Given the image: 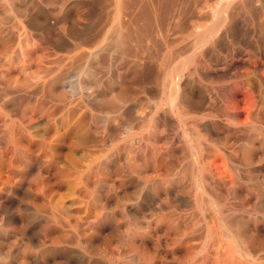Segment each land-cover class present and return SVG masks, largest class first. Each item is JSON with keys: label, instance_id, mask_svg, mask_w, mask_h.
Listing matches in <instances>:
<instances>
[{"label": "rangeland", "instance_id": "374dc122", "mask_svg": "<svg viewBox=\"0 0 264 264\" xmlns=\"http://www.w3.org/2000/svg\"><path fill=\"white\" fill-rule=\"evenodd\" d=\"M122 1L126 2V0ZM11 5L16 8L11 12L18 26L15 22L3 23L0 24V30L6 33L5 35L1 31L5 37L9 34L15 35L16 28L22 29L21 39L24 41L22 45L25 48L22 46L18 60L6 57L8 53H0V91L2 93L7 92L6 94L11 98L9 103L5 105L7 109H17L19 101L23 98L25 100L30 99V103H33V94L40 91L41 84L49 76H63L61 83L65 88L76 83H83L81 71L89 64V56H95L91 65L92 67L95 65L93 69L99 80L106 81L109 77L108 80L121 81L130 84V86L132 84V91L134 90V94L136 92L139 98L151 95L154 86L148 81L150 76L146 71L142 72L139 67L142 64H149L151 56L157 55L155 53L157 50L162 51L163 41L170 44L180 36L183 37L188 18L184 10L188 7L193 9V20L195 21L193 60L191 63L187 62V51L184 47L185 42H183L177 51L179 56L177 59L179 68L178 92L182 100H186L185 103L191 109V113H195V119L199 121L196 122L195 120L196 127L200 126L196 130V142L202 148L201 161L205 165L206 174H220L221 177L223 175V178L228 182L226 186L217 185L216 190L213 189L216 194H221V198L216 196L213 191L211 194V190L202 189L198 185L194 178L195 168L190 167V163L184 157V146L181 145L177 150L179 156L177 161L173 158L169 159V157L156 160V162L148 160L149 171L145 174L146 182L133 170H124L122 174L116 175L107 174L112 181L105 184L98 178L97 183L88 184L85 189L86 196H84L87 199L84 200L83 198V201L86 206L91 207L96 194L108 191L111 196L110 204L117 203L118 205H125L127 208L137 206L158 208L156 212L161 221L159 225L165 231L163 230L161 234L151 232L152 239L147 244L146 249H148H145L146 264H217V262L218 264H264V0H177L176 5L173 6V9L176 10L173 20L169 16L164 18L163 40L154 37V40L160 44L161 50L154 48L153 41L147 40V37L144 36V38L142 34L139 36L136 33L135 35L125 14L127 9L117 10L115 0H27L25 4H19V0H0V12ZM75 12L79 13L78 17L74 16ZM54 15H57L59 22L61 20L66 21L67 26L65 25L64 32L67 34L61 33L60 23L55 24L56 17L54 18ZM7 17L6 14L1 15L3 21H6ZM61 17L65 18L61 19ZM141 21L140 23H142ZM11 25L16 27L13 28L15 32L11 30ZM54 28L56 29L54 30ZM152 30L154 32L155 28ZM116 39L119 41L117 43L118 48L113 51L116 46L114 43ZM37 72L43 75V78L39 77L40 81L39 78H33V73ZM138 79L140 81L143 79L144 82H140ZM14 81L16 82L14 83ZM139 82L142 83L140 86ZM106 86V83H103L100 89L90 87L89 89H79L78 93L81 95L94 93L107 96L109 94ZM46 107L50 108L51 103H47ZM96 110L100 111L96 107L89 111L97 113ZM234 112L239 114V129H236L233 118H230ZM208 114L209 116H207ZM35 119V121L39 120V118ZM31 123L33 124V120ZM204 136L205 138H203ZM238 148L241 149V154L238 153ZM233 153L238 154L235 156ZM33 161L29 163L20 161L18 164L21 166L18 165L15 174H30L29 172L37 174L34 171L36 167L41 166V163L39 164L34 159ZM158 163L160 164L158 165ZM233 166H236L239 172V181L236 180ZM2 169L0 174H9L7 166ZM142 182L144 183L142 184ZM155 188L159 192L158 195L155 194ZM134 191L136 192L135 195L132 194ZM138 193H141L140 196ZM222 196L227 198L224 199ZM136 197H138L137 200ZM183 204L189 205L188 211L182 207ZM164 205H171V209L178 211L175 218L178 216L179 218L174 220L177 223V228L168 229V224H165L164 209L166 207ZM188 213L190 215H187ZM235 216L243 219L240 223L241 238L243 239L239 244L235 235L233 236L234 229H236L234 220L237 217ZM208 218L211 223L207 221ZM0 225L3 227L2 222ZM155 227V225H151V231ZM180 227L181 229H179ZM189 227H194V229L190 228L191 230L188 231L187 228ZM203 228L206 232L203 231ZM214 235L218 240L214 238ZM212 239L216 245L213 244ZM207 248H210L211 251H208ZM210 252H213L211 253L213 255ZM134 254L132 253L133 257L131 258L133 264H145ZM207 254L210 255L207 256ZM219 255L223 256L221 260ZM207 258H212V262ZM223 260L224 262H221Z\"/></svg>", "mask_w": 264, "mask_h": 264}, {"label": "bare ground", "instance_id": "6f19581e", "mask_svg": "<svg viewBox=\"0 0 264 264\" xmlns=\"http://www.w3.org/2000/svg\"><path fill=\"white\" fill-rule=\"evenodd\" d=\"M25 2H27V0H19V4H25ZM176 3L177 0H126V2L115 0L117 10L120 11L122 8L127 9L125 14L129 19L135 35L136 33L139 36L142 34L143 37H147V40L153 41L154 48H159L160 50L161 46L157 43V40H154V37H159V39L163 40L164 18H166V16L168 18L169 16L172 18L171 20H173L174 14H176L174 13L176 10L173 9V6H175ZM13 10H16V8L14 5H11L0 12V24L13 23L16 21L11 12ZM192 10L189 7L184 10L188 18L183 37L180 36L181 38L175 39L170 44L167 42L166 44L163 41L162 43L164 46H162V51L157 50L158 53L157 51L155 52L157 55L151 56V62L149 64H142L139 67L142 72L146 71L148 76H150L148 77V81L154 86L153 91L151 90L152 94H146L147 96L145 97L142 96L143 99L142 97L139 98L136 92L134 94V90L132 91V84L130 86V84L128 85L121 81L108 80L109 77L106 81L99 80L93 69L95 65L93 67L91 65L93 64L92 60L95 56L88 57L89 64L81 71L83 83H76L75 85L65 88L61 83V78L63 76H49L46 81L41 84L40 91H36L37 93L33 94V103H30V99L25 100L23 98L19 101L20 103L17 109L6 108L5 105L9 103L11 98L6 94L7 92L2 93V91H0V172L3 170L2 168L6 166L9 172V174H0V222L3 224V227L0 225V264H133L131 262V258L133 257L132 253H135L134 255L146 264L145 249L152 239L151 232L161 234L164 230V228L159 225L161 221L156 212L158 208L143 206L127 208L125 205H118L117 203L110 204L111 201H109V199L111 196L108 191L104 193L101 192L102 194H96L93 198L92 206L88 207L83 201L84 196H86L85 189L91 182L97 183L98 178L105 184H109L112 180L110 181L111 177L107 174H122L124 170H133L138 176L145 179V174L149 171L147 165V162H149L148 160L156 162V160L169 157V159L173 158L177 161L179 157L177 150L181 145L184 146V157L187 158L190 167L195 168L196 174H194V178L198 185L202 189L211 190L210 193L213 191L216 196L221 198V194H216V191L213 189L216 190L217 185L226 186L228 182L223 178V175L221 177L219 176L220 174H206L205 165L201 161L202 148L199 147L200 145H197L196 142V130H198L200 126L198 128L196 127L195 113H191V109H189V106L185 103L186 100L183 101L178 92L179 68L177 59L179 56L177 51L183 42H185V46H183L186 47L187 51V62L191 63L193 60V32L195 29V21L193 20ZM3 14L8 15L6 21L1 19V15ZM78 14L79 13L75 12L74 16L78 17ZM56 16L54 15V18ZM63 18L61 17V19ZM59 21L60 20H57L56 17L55 24ZM140 21L142 23H140ZM15 23L16 26H18L17 22ZM59 23L61 33L64 35L66 21L61 20ZM152 26L154 27L152 28ZM11 27L12 31L13 28H16L12 25ZM154 28L155 33L152 30ZM55 29L56 28H54V30ZM1 31L2 30H0V53H8L6 57L12 60H18L22 51V42H24L21 39L23 30L16 28L15 35L11 31L13 35L9 34L5 37L3 36L4 31H2L3 33H1ZM4 34L6 35V33ZM65 34H67V32ZM118 42V39L114 40L116 46L113 51L118 48ZM69 57H71V55ZM49 74L51 73L49 72ZM42 76V73H33L34 79H38ZM15 82L16 81H14V83ZM140 82L139 86L142 84H140ZM103 83L107 85L106 90L109 94L107 96L90 92V94L84 95L78 93L79 89H89L90 87L100 89ZM133 86L135 87V85ZM33 92L35 93V91ZM145 92L146 90L144 93ZM149 93L148 90V94ZM47 103H51L50 108L46 107ZM95 107L97 109L99 108L100 111L96 110L97 113H91L89 110H93ZM205 116L206 115H204V117ZM207 116H209V114ZM35 118H39V120L35 121ZM230 118H233L235 122L234 125L237 127L236 129H239L240 122L238 112H234L233 116ZM32 120L33 124L31 123ZM197 121L198 120H196V122ZM199 137L202 138V136ZM203 138H205V136ZM239 142L237 143L240 144ZM238 153L241 154L240 148H238ZM239 158L240 156L238 159ZM33 159L37 160L39 164L41 163V166L36 167L34 171V173L37 174H32V172H29L30 174H15L18 170V165H20L18 164L20 161L29 163L33 161ZM159 164L160 163H158V165ZM233 167L236 180L239 181V172L236 166ZM191 178L193 179V177ZM146 180L147 179L142 181L146 182ZM144 182H142V184ZM193 183L191 184L192 188ZM218 189L220 188L218 187ZM189 190L188 187V191ZM158 193L157 188H155V194L158 195ZM132 194L135 195L136 192L134 191ZM140 194L141 193H138L139 196ZM92 196L94 195L92 194ZM138 197H136V200ZM86 199L84 198V200ZM160 200L161 199H159V201ZM163 204L165 203L163 202ZM183 205L182 207L187 210L189 205ZM170 206H165L166 208L164 209L165 224H168V229H175L177 228V223L174 222V220L176 221V219L179 218V216L175 218L178 211L176 212L175 209H171ZM219 211L221 210L219 209ZM187 215L190 214L188 213ZM241 219L237 217L234 220L236 229H234L235 234L233 233V236L235 235L238 244L243 239L241 238L242 234L240 229V223H242L241 221L243 220ZM207 221H209V218ZM151 225L156 226L152 231ZM181 227L179 229H181ZM190 228L191 227L187 228L188 231ZM196 228L197 227H195V229ZM191 229H194V227ZM184 236L186 237V235ZM187 236L190 235L187 234ZM188 241L190 242L189 239ZM212 242L216 245L213 239ZM183 245L185 244L183 243ZM208 245L210 246L209 243ZM209 249L207 248L208 251H211ZM211 253L213 252H210V254ZM209 255L207 254V256ZM222 257L223 256L219 259L221 260ZM207 259L211 260L212 258ZM221 262H224V260Z\"/></svg>", "mask_w": 264, "mask_h": 264}]
</instances>
